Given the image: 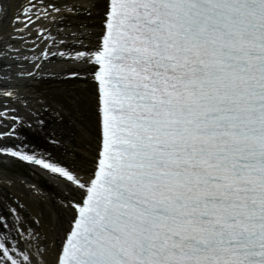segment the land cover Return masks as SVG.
<instances>
[{"label": "snow or ice", "instance_id": "obj_1", "mask_svg": "<svg viewBox=\"0 0 264 264\" xmlns=\"http://www.w3.org/2000/svg\"><path fill=\"white\" fill-rule=\"evenodd\" d=\"M9 16L0 264H264V0H21ZM9 160L54 174L59 202L26 212Z\"/></svg>", "mask_w": 264, "mask_h": 264}, {"label": "bare ground", "instance_id": "obj_2", "mask_svg": "<svg viewBox=\"0 0 264 264\" xmlns=\"http://www.w3.org/2000/svg\"><path fill=\"white\" fill-rule=\"evenodd\" d=\"M20 3L21 0H0V25H4L7 20L11 19L9 12L13 7L19 9ZM15 27L21 28L22 25L18 23ZM10 34H12V29H9L7 33L0 31V40L7 41ZM49 67L51 68L52 65H49ZM30 83L37 87L41 84L39 80H33ZM32 95L35 98L39 97V93H33ZM56 160L58 161V159ZM7 164L13 179L16 181H27L28 186L32 188L31 191L21 193L22 201L27 202L26 209L29 210L30 214L34 211L41 212L42 210L50 209L53 199L59 202V188L57 185L62 182L54 174L39 166L32 168L26 162L13 163L9 160Z\"/></svg>", "mask_w": 264, "mask_h": 264}, {"label": "rangeland", "instance_id": "obj_3", "mask_svg": "<svg viewBox=\"0 0 264 264\" xmlns=\"http://www.w3.org/2000/svg\"><path fill=\"white\" fill-rule=\"evenodd\" d=\"M36 137L38 138L39 143H35L34 142L35 139H33V137H31V139L33 140V143H35L38 146L39 150H46L47 152L51 153L53 157L58 159V161L63 157L64 151H65L63 148L54 147L51 144L45 143V141L43 140L42 137H39V136H36ZM67 147L71 148L72 145L68 144ZM26 212H28L30 214L29 210H27V209H26Z\"/></svg>", "mask_w": 264, "mask_h": 264}, {"label": "trees", "instance_id": "obj_4", "mask_svg": "<svg viewBox=\"0 0 264 264\" xmlns=\"http://www.w3.org/2000/svg\"><path fill=\"white\" fill-rule=\"evenodd\" d=\"M33 139H35V140H34L35 143H39V140H38L37 137H33Z\"/></svg>", "mask_w": 264, "mask_h": 264}]
</instances>
